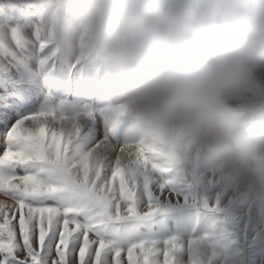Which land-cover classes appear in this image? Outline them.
Instances as JSON below:
<instances>
[{
  "label": "clouds",
  "instance_id": "obj_1",
  "mask_svg": "<svg viewBox=\"0 0 264 264\" xmlns=\"http://www.w3.org/2000/svg\"><path fill=\"white\" fill-rule=\"evenodd\" d=\"M51 15L58 44L119 93L126 131L264 204V0H53Z\"/></svg>",
  "mask_w": 264,
  "mask_h": 264
},
{
  "label": "snow or ice",
  "instance_id": "obj_2",
  "mask_svg": "<svg viewBox=\"0 0 264 264\" xmlns=\"http://www.w3.org/2000/svg\"><path fill=\"white\" fill-rule=\"evenodd\" d=\"M0 4L28 7L27 0ZM54 36L52 21L47 31L38 26L41 69L58 51H49ZM95 116L0 107V264H177L176 241L145 230L160 209L142 173L170 171L171 162L142 139L118 141L114 114L108 135L100 125L85 131Z\"/></svg>",
  "mask_w": 264,
  "mask_h": 264
},
{
  "label": "rangeland",
  "instance_id": "obj_3",
  "mask_svg": "<svg viewBox=\"0 0 264 264\" xmlns=\"http://www.w3.org/2000/svg\"><path fill=\"white\" fill-rule=\"evenodd\" d=\"M27 5L17 12L0 4V107H15L18 115L53 107L92 110L96 116L85 121V131L94 133L100 125L108 135L119 93L89 64L77 62L56 35L49 51H58L41 69L37 28L50 27L53 0H27ZM26 98L35 101L29 108L21 107ZM253 102L264 105V94ZM253 135L264 138V114L255 117ZM115 138L140 139L123 125ZM142 178L160 209L145 230L158 241H176L177 264H264V204L242 195L210 164L171 163L167 172L149 166Z\"/></svg>",
  "mask_w": 264,
  "mask_h": 264
}]
</instances>
